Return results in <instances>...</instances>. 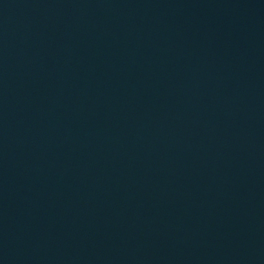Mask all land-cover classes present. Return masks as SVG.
Segmentation results:
<instances>
[{
    "label": "water",
    "instance_id": "95a60500",
    "mask_svg": "<svg viewBox=\"0 0 264 264\" xmlns=\"http://www.w3.org/2000/svg\"><path fill=\"white\" fill-rule=\"evenodd\" d=\"M0 264H264V0H0Z\"/></svg>",
    "mask_w": 264,
    "mask_h": 264
}]
</instances>
